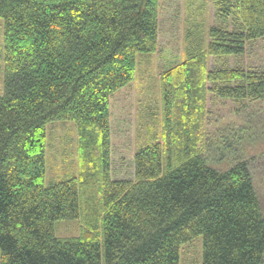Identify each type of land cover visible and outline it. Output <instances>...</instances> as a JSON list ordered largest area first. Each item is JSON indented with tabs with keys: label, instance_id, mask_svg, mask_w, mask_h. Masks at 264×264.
<instances>
[{
	"label": "trees",
	"instance_id": "obj_1",
	"mask_svg": "<svg viewBox=\"0 0 264 264\" xmlns=\"http://www.w3.org/2000/svg\"><path fill=\"white\" fill-rule=\"evenodd\" d=\"M214 6L221 23L210 40L188 45L163 75L160 137L136 150L135 178L118 179L110 99L135 79L138 53L158 51L160 0H0L1 264H180L182 246L199 236L203 264H264L250 136L227 126L217 142L205 129L208 95L264 98V67L208 65L264 38V0ZM56 120L76 124L79 169L47 186L46 127ZM211 149L231 166L211 165ZM74 219L79 235H56V221Z\"/></svg>",
	"mask_w": 264,
	"mask_h": 264
},
{
	"label": "rangeland",
	"instance_id": "obj_2",
	"mask_svg": "<svg viewBox=\"0 0 264 264\" xmlns=\"http://www.w3.org/2000/svg\"><path fill=\"white\" fill-rule=\"evenodd\" d=\"M159 19L158 51L138 53L135 79L110 99L112 178H135L133 157L136 150L161 135L163 75L185 59L188 45L206 44L210 40L209 28L221 23L214 0H160ZM4 23L0 17V96L5 92ZM216 63L262 69L264 38L249 42L241 56H226L217 62L212 58L208 60L210 68ZM208 99L209 116L205 127L208 133L214 135L218 128L224 131L229 126L233 130L226 128L225 132L229 131L230 136L235 129L250 136L245 156L250 159V169L264 210V98L243 103L209 95ZM46 133L45 184L48 186L77 174L78 133L72 120L52 121L48 123ZM219 135H214V141H220ZM206 153L210 154L208 161L211 165L221 169L231 166L228 160H213L212 149ZM81 227V220H58L55 233L60 237L77 236ZM180 264H203V236L182 246Z\"/></svg>",
	"mask_w": 264,
	"mask_h": 264
}]
</instances>
